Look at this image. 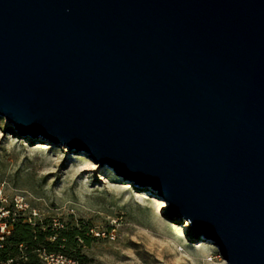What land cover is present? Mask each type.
Returning <instances> with one entry per match:
<instances>
[{
    "label": "water",
    "instance_id": "water-1",
    "mask_svg": "<svg viewBox=\"0 0 264 264\" xmlns=\"http://www.w3.org/2000/svg\"><path fill=\"white\" fill-rule=\"evenodd\" d=\"M0 116L264 264V0H0Z\"/></svg>",
    "mask_w": 264,
    "mask_h": 264
},
{
    "label": "rangeland",
    "instance_id": "rangeland-1",
    "mask_svg": "<svg viewBox=\"0 0 264 264\" xmlns=\"http://www.w3.org/2000/svg\"><path fill=\"white\" fill-rule=\"evenodd\" d=\"M168 205L84 152L21 136L0 116V240L9 220L31 217L57 229L83 227L87 241L74 254L85 264H228L205 236L181 232L177 224L187 219L162 216Z\"/></svg>",
    "mask_w": 264,
    "mask_h": 264
},
{
    "label": "trees",
    "instance_id": "trees-1",
    "mask_svg": "<svg viewBox=\"0 0 264 264\" xmlns=\"http://www.w3.org/2000/svg\"><path fill=\"white\" fill-rule=\"evenodd\" d=\"M10 233L0 240V264H44L39 250L61 252L83 263L74 254L87 241L83 227L57 229L48 222L30 224L23 218L8 221ZM53 239V240H52Z\"/></svg>",
    "mask_w": 264,
    "mask_h": 264
},
{
    "label": "built area",
    "instance_id": "built-area-1",
    "mask_svg": "<svg viewBox=\"0 0 264 264\" xmlns=\"http://www.w3.org/2000/svg\"><path fill=\"white\" fill-rule=\"evenodd\" d=\"M18 205L23 207L24 202L18 200ZM30 223L32 224V218L30 217ZM10 233V231H9ZM40 257L44 264H82L79 260L69 257L68 255L61 252H48L47 250H39Z\"/></svg>",
    "mask_w": 264,
    "mask_h": 264
},
{
    "label": "bare ground",
    "instance_id": "bare-ground-1",
    "mask_svg": "<svg viewBox=\"0 0 264 264\" xmlns=\"http://www.w3.org/2000/svg\"><path fill=\"white\" fill-rule=\"evenodd\" d=\"M178 227L181 229L182 233H188L189 232V226L188 224H177Z\"/></svg>",
    "mask_w": 264,
    "mask_h": 264
}]
</instances>
